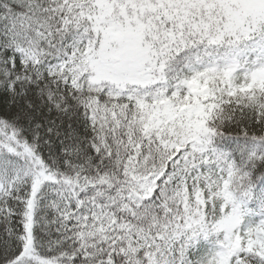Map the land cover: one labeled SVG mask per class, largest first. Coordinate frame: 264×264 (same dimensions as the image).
<instances>
[{
  "label": "snow or ice",
  "instance_id": "obj_1",
  "mask_svg": "<svg viewBox=\"0 0 264 264\" xmlns=\"http://www.w3.org/2000/svg\"><path fill=\"white\" fill-rule=\"evenodd\" d=\"M0 264H264V0H0Z\"/></svg>",
  "mask_w": 264,
  "mask_h": 264
}]
</instances>
